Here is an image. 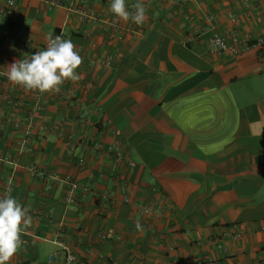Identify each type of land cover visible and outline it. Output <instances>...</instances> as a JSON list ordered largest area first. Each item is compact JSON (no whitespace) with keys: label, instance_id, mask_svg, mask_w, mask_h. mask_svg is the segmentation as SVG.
Wrapping results in <instances>:
<instances>
[{"label":"crops","instance_id":"crops-1","mask_svg":"<svg viewBox=\"0 0 264 264\" xmlns=\"http://www.w3.org/2000/svg\"><path fill=\"white\" fill-rule=\"evenodd\" d=\"M8 1L0 198L10 187L32 217L9 264H64L57 240L78 264H264V46L209 42L264 40V0H141L140 26L112 0ZM49 33L75 45L80 79L55 94L12 84L9 65Z\"/></svg>","mask_w":264,"mask_h":264},{"label":"clouds","instance_id":"clouds-1","mask_svg":"<svg viewBox=\"0 0 264 264\" xmlns=\"http://www.w3.org/2000/svg\"><path fill=\"white\" fill-rule=\"evenodd\" d=\"M110 10L119 20H131L138 26L148 19V9L141 0H136L131 10L125 0H112ZM82 63L83 58L71 40L64 39L62 35L53 37L49 33L45 50L37 51L29 59L13 62L6 75L12 84L25 90L55 94L61 91V85L66 81L76 82L80 79L77 69ZM11 192L9 187L3 198H0V264H9L21 249L22 233L32 223L30 209L22 206ZM135 227L138 231L142 230L139 222Z\"/></svg>","mask_w":264,"mask_h":264},{"label":"built area","instance_id":"built-area-1","mask_svg":"<svg viewBox=\"0 0 264 264\" xmlns=\"http://www.w3.org/2000/svg\"><path fill=\"white\" fill-rule=\"evenodd\" d=\"M247 1V0H244ZM14 5V0H9L8 1V6L11 7ZM80 16H84L86 17H90L92 14L88 13L84 10H78ZM231 21L233 23H236V19L232 18ZM231 42H228V40L220 35H213L209 42H210V46L217 52L220 53H227L231 56H235L238 57L241 52H243V50H246V48L248 49L250 46L253 48H262L264 46V40L260 39L257 40L255 42H252L250 45H248V43H240L238 36L236 34V32H234V34H232ZM243 44L245 46H243ZM246 47V48H244ZM80 164H84L85 160L84 158L79 160ZM134 164L131 163V166H133ZM64 181L68 184H70L72 182L71 177L67 176L64 178ZM72 196V195H71ZM143 213L145 215H153L154 213L157 214L158 210L154 209L152 206L147 205L146 207L143 208ZM56 244L60 247V249L63 251L64 255H65V259H64V264H78V256L71 250V248L63 241L61 240H57ZM52 259V258H50Z\"/></svg>","mask_w":264,"mask_h":264}]
</instances>
